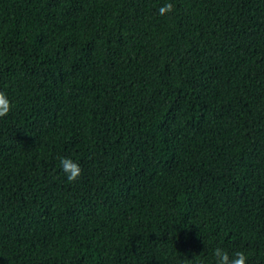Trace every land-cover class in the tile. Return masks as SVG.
I'll return each instance as SVG.
<instances>
[{
    "label": "trees",
    "instance_id": "1",
    "mask_svg": "<svg viewBox=\"0 0 264 264\" xmlns=\"http://www.w3.org/2000/svg\"><path fill=\"white\" fill-rule=\"evenodd\" d=\"M0 92V264H264V0H0Z\"/></svg>",
    "mask_w": 264,
    "mask_h": 264
},
{
    "label": "clouds",
    "instance_id": "2",
    "mask_svg": "<svg viewBox=\"0 0 264 264\" xmlns=\"http://www.w3.org/2000/svg\"><path fill=\"white\" fill-rule=\"evenodd\" d=\"M174 6L172 3H166L159 8V14L164 16L172 12ZM12 103L9 101L4 92H0V117L7 116L12 110ZM60 168L65 174L68 181H76L81 175V168L77 162L69 157L60 158ZM215 257V264H246L247 256L242 251L235 252L231 257L222 248L217 247L213 253Z\"/></svg>",
    "mask_w": 264,
    "mask_h": 264
}]
</instances>
